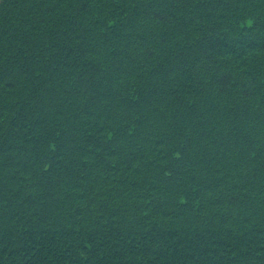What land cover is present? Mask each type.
<instances>
[{"label": "trees", "instance_id": "obj_1", "mask_svg": "<svg viewBox=\"0 0 264 264\" xmlns=\"http://www.w3.org/2000/svg\"><path fill=\"white\" fill-rule=\"evenodd\" d=\"M0 264H264V0H0Z\"/></svg>", "mask_w": 264, "mask_h": 264}]
</instances>
